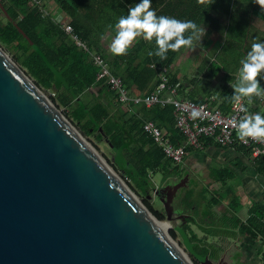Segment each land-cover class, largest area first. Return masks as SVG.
I'll use <instances>...</instances> for the list:
<instances>
[{"label": "trees", "instance_id": "16d2710c", "mask_svg": "<svg viewBox=\"0 0 264 264\" xmlns=\"http://www.w3.org/2000/svg\"><path fill=\"white\" fill-rule=\"evenodd\" d=\"M247 1L248 4H255L252 0ZM53 2L55 7L67 14L68 21L79 38L86 42L89 48H94L102 54L112 72L122 77L131 94L146 95L153 91L160 82L159 71L162 66L170 68V83L177 86V92L185 91V84L179 80L177 73L172 71L184 47L176 52L169 50L167 59L163 60L149 55V52L154 53L157 50L155 36L151 42L144 40L142 36L136 37L126 55H114L103 48L104 37H115V25L120 17H127L129 8L141 0ZM242 2L244 1L215 0L209 8H205L199 5L197 0H151V9L155 10L157 17L191 20L199 28L206 25L208 29L221 30L225 37L214 55L219 56L222 65L216 67L215 61L207 59L201 68L221 69L225 66L227 69L231 65L241 64L242 60L247 61L250 51H245V47L248 48L245 37L250 34L252 39L254 35L252 30H249L250 17L247 18L240 12L244 9ZM256 5L250 11L247 8V12L253 13L252 17L264 20V12L260 11L258 4ZM189 34L186 32L185 36ZM0 45L15 52L17 62L34 78L38 86L55 91L56 97L53 98H60L71 108L70 113L85 133L101 132L106 137L113 151L115 164L145 194L149 195L152 190L157 191L171 177L184 173L182 162L174 163L166 157L162 147L143 129L146 120H153L170 134L173 143L183 144L186 137L176 126L174 105H143L137 114L129 115L121 109L117 93L106 79L98 78L100 67L90 58L88 51L78 46L62 25L52 15L44 14L40 6L32 5L30 0H0ZM261 83L264 87V74ZM235 91L236 89L225 88L220 95H214V100L210 99L213 93L195 96L190 91L183 97L197 102L209 100L211 105H218L227 111ZM253 99L257 103L260 101L256 96H253ZM249 111L251 115L259 113L264 117V109L260 111L249 105ZM201 141L203 148L231 147L223 146L208 136H202ZM231 148H234L239 156L228 162L212 161L209 166L211 182L220 183L218 189L211 188V182L202 186L190 184L180 189L174 201V211L180 215V229L186 247L201 261L206 257L218 258L223 247L218 242L209 240L207 235L217 238L249 235L256 238L262 234L264 244V200H252L246 208L236 187L241 179L240 173L246 168L241 156L248 157L254 165V171L264 175V154L253 157L251 149L239 143ZM194 150L199 149L188 146L187 154ZM158 173L161 177L159 184L153 177ZM161 195L162 192H157L160 199ZM221 206L224 208L220 209ZM149 208L158 218L164 217L153 205L149 204ZM193 225L206 234L199 236ZM171 232L175 235L173 230ZM261 252L264 264L263 247Z\"/></svg>", "mask_w": 264, "mask_h": 264}, {"label": "water", "instance_id": "95a60500", "mask_svg": "<svg viewBox=\"0 0 264 264\" xmlns=\"http://www.w3.org/2000/svg\"><path fill=\"white\" fill-rule=\"evenodd\" d=\"M40 90L0 45V264H190Z\"/></svg>", "mask_w": 264, "mask_h": 264}, {"label": "rangeland", "instance_id": "374dc122", "mask_svg": "<svg viewBox=\"0 0 264 264\" xmlns=\"http://www.w3.org/2000/svg\"><path fill=\"white\" fill-rule=\"evenodd\" d=\"M54 0H42V4L46 6L45 8L49 11L47 7L49 3L53 2ZM240 1V0H237ZM243 7L244 8H251L257 6L256 4H248L247 0H243ZM240 3V2H239ZM246 11L245 16L249 19V30H252L253 38H250V34H248V37L246 35L245 44L248 45V48L245 47V51H251L252 45L254 43H260L264 42V20L258 18V17H252L253 13L250 16V13L247 12V10L242 9L243 12ZM53 11H50L52 15ZM66 17V16H63ZM200 29H202V32L200 34L199 39L193 40V43L191 46H185L184 49L181 51L180 55L175 61V64L172 67V71L176 72L179 80L185 84V91L177 92L176 96L178 98L183 97L184 95H188L190 91L194 93V95L199 96H207L210 93H213V95H220L223 91V89L228 88L231 90H235L233 87V84L236 85V87L241 86H247V82L243 81L242 74L240 73L241 64L239 65H231L229 68L226 69L224 66L221 69H215L212 68H206L205 70H202L200 68V65L203 67V63L207 59L215 61L214 65L217 67L219 65H222L221 59H218V55H214V53L217 52L218 45L224 40L225 37L224 34L219 30L218 28L214 29V31L210 32L207 27L203 26ZM117 35V32L116 34ZM113 35H108L104 37L103 39V48H105L106 52L110 51V46L116 37H112ZM4 48V51H6L10 57L16 62L15 58V52H11L6 50V48L2 45ZM222 54V52H221ZM214 55V56H213ZM208 60V61H209ZM208 63V62H207ZM18 65H20L18 63ZM23 70L26 69L21 66ZM216 71V72H215ZM229 74V75H227ZM263 69L261 70L260 74L257 76V81L259 84V87L264 90V87L262 86L261 79L263 77ZM29 75V74H28ZM30 76V75H29ZM31 77V76H30ZM32 78V77H31ZM34 80V78H32ZM35 81V80H34ZM36 82V81H35ZM40 87V86H39ZM41 91L48 97L49 100L55 104V106L62 112L63 115L83 134V136L87 139V141L91 144V146L107 161V163L118 173L121 179L131 188V190L139 197V199L145 204V206L150 210L149 204L153 205V208L156 210H160L162 214L164 215L162 219L164 221L169 222V233L174 238L176 242H178L189 254L194 264H204L200 259L195 258L190 251L187 249L184 235L180 229V215L177 213L173 214V219L169 220L167 218V211L164 205V202L157 197L156 190H152V192L147 195L145 194L140 187L136 185L134 181L126 177V174L123 170L119 168L117 164L114 162L113 157V151L110 148V145L106 139V137L101 132H95V133H85L79 126L78 121L72 116L70 113L71 108L63 103L60 98L54 99L53 97H56L55 91L52 89H46L43 87H40ZM260 101L257 103L256 100L251 98V102L248 100V105L255 106L260 111L264 109V97H259ZM121 109H123V106L121 105ZM259 111V112H260ZM208 151V148H202L197 150L199 154L206 155ZM221 160H224L223 157L219 156ZM212 161H216V159H213ZM196 162L199 164H203L201 160L197 159ZM193 165H198L197 163H192ZM154 180L157 184L160 183L161 177L160 174L153 175ZM206 182H211V178L206 174ZM167 182H164L162 186H165ZM220 187V183L217 182H211V188L218 189ZM239 193L242 195V200L245 203V206L247 208L249 201L254 200L252 197H248V189H244V187H237ZM247 193V194H246ZM247 195V196H246ZM175 204V202H174ZM173 204V205H174ZM224 206H221L220 209H223ZM151 211V210H150ZM152 212V211H151ZM153 213V212H152ZM154 214V213H153ZM193 229L198 233L199 236H204L206 233L201 231L197 226L193 225ZM175 232V235H172L171 231ZM189 235L191 233L189 232ZM208 239L215 242H221L222 239L213 237L210 235H207ZM224 242L228 243L230 240H223ZM222 243V242H221ZM213 261V259H211ZM214 262V261H213ZM217 264V262H214ZM258 264H263V261L259 260Z\"/></svg>", "mask_w": 264, "mask_h": 264}, {"label": "built area", "instance_id": "2783aa9c", "mask_svg": "<svg viewBox=\"0 0 264 264\" xmlns=\"http://www.w3.org/2000/svg\"><path fill=\"white\" fill-rule=\"evenodd\" d=\"M32 5L40 6L44 14H50L42 4L41 0H30ZM53 16V15H52ZM66 16V17H63ZM59 22L67 33L76 41L78 46L88 51L90 58L100 67L98 78H105L110 87L117 93V99L121 102L123 109L129 115L137 114L141 106L150 107L155 103H172L176 116V126L182 131L186 139L183 144L177 145L172 142L170 134L162 129L153 120H146L143 129L162 147L166 157L174 163H181L187 155V147L202 149V136L212 137L215 142L223 146L234 147L239 143L251 149L253 157L264 154V140L256 141L246 138L242 141L238 138L237 126L242 118L251 116L248 105V98L241 97L239 100H233L229 109L224 111L218 105H211L209 100L197 102L194 99L181 97L178 98L177 86L170 83V68L168 66L160 67V82L154 90L146 95H134L125 86L120 75L114 74L105 60V58L96 49L89 48L82 39L75 33L73 25L68 21V16L63 12L60 16H53ZM212 100L215 96L212 95ZM193 110L200 115L196 118L191 116Z\"/></svg>", "mask_w": 264, "mask_h": 264}, {"label": "clouds", "instance_id": "9594fccd", "mask_svg": "<svg viewBox=\"0 0 264 264\" xmlns=\"http://www.w3.org/2000/svg\"><path fill=\"white\" fill-rule=\"evenodd\" d=\"M214 2L215 0H197V3L205 8H209ZM252 2L258 4L260 11L264 12V0H252ZM115 28L117 35L110 46V51L114 55H126L129 46L138 36H142L148 42H151L155 36L157 50L154 53L149 52V55H155L161 60L167 59L169 50L176 52L182 47L191 46L194 38L199 39L202 32L194 21H181L168 16L157 17L155 10L151 9V0H141L134 7H130L128 16L120 17ZM186 32L190 34L185 36ZM170 41L174 42L170 43ZM247 58V61H241L242 69H240L247 86L236 87L233 84L236 91L231 97L232 100L247 97L251 102L253 96L264 97V90L259 87L257 81V76L264 69V42L254 43ZM199 115L196 110L191 113L193 118ZM237 134L242 141H246V138L258 142L264 140V117L259 113L245 116L237 126Z\"/></svg>", "mask_w": 264, "mask_h": 264}, {"label": "flooded vegetation", "instance_id": "af4514ba", "mask_svg": "<svg viewBox=\"0 0 264 264\" xmlns=\"http://www.w3.org/2000/svg\"><path fill=\"white\" fill-rule=\"evenodd\" d=\"M187 156V155H186ZM185 156V157H186ZM185 159V158H184ZM184 173L173 176L169 180H167V184L164 186V190L161 195V200H167L170 195V185H174L178 182H183L184 185L179 188L176 195L173 198L172 203L176 200V197L182 187L188 186L190 184H195L198 186L207 185L209 182H206V174H208L210 168H201L198 164L193 165L191 162L189 164L183 165ZM165 199V200H164ZM246 238H250L252 242H247ZM222 243L219 242L222 250L218 256V258L213 259L217 264H258L259 260L262 259V252H258L263 244V235L260 237H249V235L239 236V237H222ZM230 240L228 243L223 240ZM256 251V252H255Z\"/></svg>", "mask_w": 264, "mask_h": 264}, {"label": "crops", "instance_id": "0c3cea01", "mask_svg": "<svg viewBox=\"0 0 264 264\" xmlns=\"http://www.w3.org/2000/svg\"><path fill=\"white\" fill-rule=\"evenodd\" d=\"M48 6L49 7L47 8L49 9V11H53L52 13H54L53 16L55 17L60 16L63 13V11L55 7L54 2L49 3ZM244 9L246 10L247 8H244ZM250 9L251 8H248L247 10L250 11ZM243 13L245 15L246 11H244ZM205 27L207 26L205 25ZM214 29L209 28L208 30L212 32L214 31ZM201 67L202 65H200V68ZM219 156L223 157L224 160H221ZM237 156H239V154L234 150V148H231V147H228L225 149L209 147L206 155L199 154L197 150L189 152L187 156L185 157V159L182 161V164L186 165V164H189L190 162L199 164L198 162H196V160L199 159L203 163V164H199L201 168H209L213 159H216L220 162H228L230 160H233ZM241 158L244 160L246 168L240 173L241 179L239 180V183L236 184V187L242 186L244 187V189H248V192H247L248 194L247 193L246 194L249 195L248 196L249 198L252 197L254 198V200L263 201L264 200V175H259L257 171H254L255 169L254 165L248 157L241 156ZM250 202L251 201H249V203ZM246 241L252 242L250 238H246ZM258 252L261 253V249Z\"/></svg>", "mask_w": 264, "mask_h": 264}, {"label": "bare ground", "instance_id": "6f19581e", "mask_svg": "<svg viewBox=\"0 0 264 264\" xmlns=\"http://www.w3.org/2000/svg\"><path fill=\"white\" fill-rule=\"evenodd\" d=\"M6 55L8 58H10L12 61L13 59L10 57V55L6 52ZM40 92L42 93V95L44 96V98L51 104V105H55L51 102V100L48 99V97L40 90ZM55 107V106H54ZM57 111L62 115V117H64L66 119V121L68 122V124L82 137V139H84L88 145L91 146V144L87 141V139L83 136V134L65 117V115L62 114V112L56 107ZM92 147V146H91ZM101 156V155H100ZM102 157V156H101ZM102 160L108 165V167L111 169V171L114 173V175L117 177V179H119L121 181V183L127 188L129 189V191L133 194L134 198H136V200L142 204V206L144 207V209L148 212V214L151 216V218L155 221L156 225L167 235L169 234V222L168 221H164L162 219H159L155 214H153L146 206L145 204L139 199V197L131 190V188H129V186L123 181V179L120 178V176L118 175V173L107 163V161L102 157ZM171 238V236H170ZM174 245L176 246V248L180 251V253L189 261L190 264H194L191 257L189 256V254L186 252V250L178 243L176 242L173 238H171Z\"/></svg>", "mask_w": 264, "mask_h": 264}]
</instances>
